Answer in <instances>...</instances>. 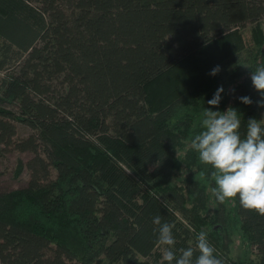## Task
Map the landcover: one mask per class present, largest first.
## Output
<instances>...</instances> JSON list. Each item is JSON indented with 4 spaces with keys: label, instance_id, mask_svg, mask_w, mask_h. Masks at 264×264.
<instances>
[{
    "label": "trees",
    "instance_id": "16d2710c",
    "mask_svg": "<svg viewBox=\"0 0 264 264\" xmlns=\"http://www.w3.org/2000/svg\"><path fill=\"white\" fill-rule=\"evenodd\" d=\"M238 29L215 76L164 94L167 75ZM260 65L264 0H0V150L31 153L16 172L27 184L0 191V264H167L157 215L177 256L206 230L223 264H264V216L219 203L191 148L205 108H236L242 137L264 119ZM16 124L30 134L15 139Z\"/></svg>",
    "mask_w": 264,
    "mask_h": 264
},
{
    "label": "clouds",
    "instance_id": "9594fccd",
    "mask_svg": "<svg viewBox=\"0 0 264 264\" xmlns=\"http://www.w3.org/2000/svg\"><path fill=\"white\" fill-rule=\"evenodd\" d=\"M219 71L220 67L216 66L210 75L215 76ZM250 78L261 97L256 103L264 108V65L252 70ZM223 92L221 86L207 103L218 107ZM240 100L247 105L253 103L248 96L240 97ZM202 116L203 131L192 139L191 148L198 153L200 163L212 169L210 177L215 183L213 196L221 204L238 198L244 209L264 216V119H249L246 135L242 137L241 119L236 108L229 107L223 112L205 108ZM199 175L203 178L205 172ZM153 223L159 226L158 243L168 246L163 252V260L167 264H223L215 254L206 230L198 233L195 249L182 248L177 256L173 235L175 225L162 223L159 215L153 218ZM197 250L199 255L194 258Z\"/></svg>",
    "mask_w": 264,
    "mask_h": 264
},
{
    "label": "rangeland",
    "instance_id": "374dc122",
    "mask_svg": "<svg viewBox=\"0 0 264 264\" xmlns=\"http://www.w3.org/2000/svg\"><path fill=\"white\" fill-rule=\"evenodd\" d=\"M253 26V25H252ZM251 27V25H247ZM241 34L238 29L237 32L227 36L224 41L222 40L216 47L206 50L204 53L199 54L195 60H192L181 67H177L171 74L165 77L164 94L172 98L173 95L182 93L193 85L198 84L202 80L209 77L211 70L215 63L223 60L230 54L241 49ZM1 76V73H0ZM9 107H13L9 105ZM17 134L15 139L25 138L30 134V129L16 124ZM31 157L29 152H18L12 148H3L0 150V191H8L23 187L28 181V171L22 168L18 174V160L23 163ZM240 240L235 239L234 249L237 253L240 251Z\"/></svg>",
    "mask_w": 264,
    "mask_h": 264
}]
</instances>
